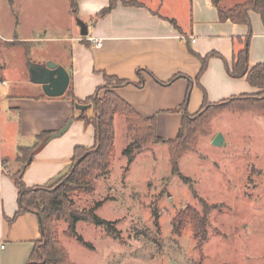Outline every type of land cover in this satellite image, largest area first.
Masks as SVG:
<instances>
[{
	"label": "crops",
	"instance_id": "crops-1",
	"mask_svg": "<svg viewBox=\"0 0 264 264\" xmlns=\"http://www.w3.org/2000/svg\"><path fill=\"white\" fill-rule=\"evenodd\" d=\"M67 1L78 18L76 26L57 25L52 36H4L0 43L6 51L20 50L18 64L8 54L7 61L3 65L0 62V76L7 81L1 88L0 117L4 115L5 121L17 124L19 137L9 140L7 146L0 141V264H25L41 237L36 213L25 212L8 221L18 207L12 174L21 169L27 187L47 186L69 169L75 147L90 148L95 142L93 125L75 118L83 110L75 107L66 91L58 97L45 95L41 85L30 81L28 64L53 61L64 67L78 102L96 93L101 96L103 89H98L109 85L105 75L128 80L130 83L116 88V92L142 116H156V132L164 139H173L178 132L183 115L172 111L186 100L188 78L192 79L187 96L189 115L201 108L204 94L209 103H219L258 91L245 77L233 78L229 73L235 53L246 45L250 29L248 66L264 60V26L254 11H249L248 25L233 23L219 20L210 0H191L192 19L183 26L176 18L161 14L159 3L118 2L108 14L99 16L108 0ZM235 3L239 2L226 5L220 0L225 8ZM79 19L87 25L86 36L80 34ZM93 37L101 39L100 46L89 40ZM210 52L217 56L209 58L196 83L194 79L201 69L199 57ZM175 75L173 82L164 84ZM139 81L142 87L136 85ZM84 110L88 116L93 115L92 106ZM69 119L72 121L65 132L36 150L25 168L16 160L19 147L33 145L37 134L53 133Z\"/></svg>",
	"mask_w": 264,
	"mask_h": 264
},
{
	"label": "rangeland",
	"instance_id": "rangeland-1",
	"mask_svg": "<svg viewBox=\"0 0 264 264\" xmlns=\"http://www.w3.org/2000/svg\"><path fill=\"white\" fill-rule=\"evenodd\" d=\"M129 1L159 3L161 14L183 26L192 19L191 0ZM240 1L221 0L226 5ZM69 8L67 0H0V43L4 36H52L57 25L76 26L78 18ZM19 52L0 46L1 64L7 54L18 64ZM210 114L208 131L177 158L176 173L169 147L162 142L141 147L127 163L122 151L130 132L125 118L114 116L111 165L92 177L89 185L68 191L69 210L83 215L93 209L99 221L75 224L77 234L91 246H83L67 233L65 218L52 222L56 240L71 262L264 264V115L227 107ZM217 134L223 136L222 146L211 143ZM18 138L17 124L0 117L2 145ZM187 207L200 213L208 210L202 243L195 239L189 218L180 234L174 231V219Z\"/></svg>",
	"mask_w": 264,
	"mask_h": 264
},
{
	"label": "trees",
	"instance_id": "trees-1",
	"mask_svg": "<svg viewBox=\"0 0 264 264\" xmlns=\"http://www.w3.org/2000/svg\"><path fill=\"white\" fill-rule=\"evenodd\" d=\"M108 1V6L99 12V16L108 14L118 2L122 5H138L129 0ZM210 2L216 7L219 20H230L233 23L248 25L250 23L249 11H254L259 15L264 26V0H244L235 3L230 8L223 7L220 4V0H210ZM72 9L76 14V9ZM171 21L176 25L173 19ZM250 34L251 29L245 38L246 45L234 55L229 73L233 78L245 77L246 81L256 87L258 91L252 94L236 95V97H231L219 103H209L204 94V102L201 108L194 114L189 115L187 112V96L192 86V79L188 78L189 86L185 97L186 100L172 111L180 112L183 115V119L177 130L178 132L173 139H164L158 136L156 132V116H142L128 101H125L118 95L116 88L130 83L128 80H121L115 76L109 77L105 75L109 85L98 89V91L103 89L102 95L98 96L96 93L94 96L80 101L81 103L91 104L93 115L88 116L85 110H83L80 115L75 117L77 120L82 119L93 125L95 130V142L93 146L90 148L83 146L75 147L69 169L64 175L51 181V184L47 186L27 187L21 179V169L12 174L13 183L17 188L18 207L14 213V217L9 218L8 221H13V219L25 212L38 214L40 220L41 237L34 243V248L25 264H74L69 260L63 246L56 240L55 231L52 228L53 220L59 217L65 218L68 228L67 233L71 237L75 238L83 246H91L83 240L82 236L77 234L75 224L77 221L96 222V216L93 215V209H89L83 215H77L69 210L67 207L68 191L78 188L82 189V187L89 185L92 177L105 172L111 165L114 155L115 115L125 118L130 132V140L122 151V154L127 159V163L134 159L135 155L142 149L141 147L162 142L169 147L172 171L175 173L178 171L177 158L190 147L191 141H195L198 136L204 135L208 131V117L211 115L212 110L227 107L238 111L253 110L264 115V60L251 67L248 66L249 50L247 47ZM213 56H217L215 52H210L203 57H199L201 69L194 79L196 83L207 68L206 65L209 58ZM147 72L150 76H153L149 71ZM177 76H173V78L164 82V84L173 82ZM136 85L142 87V82L139 81ZM67 87L65 92L67 97L72 100L75 106L77 104L80 105L81 103L74 97L69 83ZM49 134L50 132H40L37 134L33 145L18 148L16 160L21 162L24 168L28 164V159H31L36 150L46 143ZM204 206L206 207V205ZM207 213V209H204L200 213L194 208L187 207L185 210L180 211L174 219V231L177 235L180 234V230L184 226L183 221L185 218H189L194 229L195 239L198 243H202L205 239L208 226ZM104 223L108 224V222Z\"/></svg>",
	"mask_w": 264,
	"mask_h": 264
},
{
	"label": "water",
	"instance_id": "water-1",
	"mask_svg": "<svg viewBox=\"0 0 264 264\" xmlns=\"http://www.w3.org/2000/svg\"><path fill=\"white\" fill-rule=\"evenodd\" d=\"M79 24L81 25L80 34L82 36H86L88 33L87 25L80 20ZM27 73H29L30 81L41 85V88L47 96H62L68 88L69 72H67L64 67L57 65L53 61H47L44 65H38L31 62L27 66ZM75 107L79 110H84L91 107V104H77ZM71 121L72 120L69 119L62 128L50 133L46 142L49 141L50 138L61 136L68 128ZM211 143L216 146H222L223 136L221 134L215 135ZM30 160L31 159H28V163ZM98 222L99 221H97V223Z\"/></svg>",
	"mask_w": 264,
	"mask_h": 264
},
{
	"label": "built area",
	"instance_id": "built-area-1",
	"mask_svg": "<svg viewBox=\"0 0 264 264\" xmlns=\"http://www.w3.org/2000/svg\"><path fill=\"white\" fill-rule=\"evenodd\" d=\"M89 40L94 44V45H96V46H100L101 45V39H99V38H95V37H93V38H89ZM7 85V81L6 80H4L1 76H0V94H1V88L2 87H4V86H6ZM1 247H3V246H1Z\"/></svg>",
	"mask_w": 264,
	"mask_h": 264
}]
</instances>
